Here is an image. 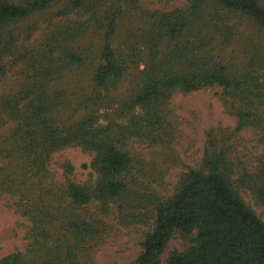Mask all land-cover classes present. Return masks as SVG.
<instances>
[{
    "label": "trees",
    "instance_id": "16d2710c",
    "mask_svg": "<svg viewBox=\"0 0 264 264\" xmlns=\"http://www.w3.org/2000/svg\"><path fill=\"white\" fill-rule=\"evenodd\" d=\"M97 1L100 7L108 4L0 0V60L7 54L28 60L18 87L0 95V197L34 224L28 249L1 258L0 264H60L61 259L62 264H92L86 251L109 231L105 217L112 214L126 226L154 220L138 264H161L175 234L190 245L171 253L166 264H264V220L239 190H248L264 206V37L258 33L264 30V4L186 0L184 8L162 11L141 6V0H126L137 15L124 27L121 6L99 15ZM61 2L60 15L82 9L92 14L71 23L69 38L54 33L40 48L16 53L18 37L11 25ZM95 23L102 31L99 62L91 75V85L99 91L95 99L104 100L101 91L109 96L111 83L134 72L137 88L122 110L140 108L143 113L128 124L97 126L94 118H69L61 124L60 113L71 97L56 83L88 66L87 45L77 48L72 42L81 46ZM117 37L123 41L117 43ZM143 38L148 59L141 69L134 41ZM6 73L0 62V79ZM215 86L224 89L227 109L238 119L234 131H210L200 166L183 173L175 195L165 201L156 197L154 208L141 211L144 198L125 174L135 163L141 169L146 164L130 151V142H172L177 137L169 108L174 93ZM247 128L256 131L263 145L262 158L253 168L235 154L236 135ZM70 146L93 154L89 167L94 180L75 181L69 161L62 163L64 180L56 179L50 169L53 154Z\"/></svg>",
    "mask_w": 264,
    "mask_h": 264
},
{
    "label": "rangeland",
    "instance_id": "374dc122",
    "mask_svg": "<svg viewBox=\"0 0 264 264\" xmlns=\"http://www.w3.org/2000/svg\"><path fill=\"white\" fill-rule=\"evenodd\" d=\"M100 1V0H99ZM108 4L96 7L99 15H104L110 6L122 7L124 11V27L131 26L136 11L126 0H104ZM264 4V0H261ZM141 6L151 10L172 11L187 6L186 0H141ZM64 4L58 3L42 14L31 16L27 21L11 25L17 37L16 53L24 52L25 48H40L41 44L49 39L52 34H59L60 38H69L68 33L73 31L71 23L88 18L92 12L82 9L79 13L60 15ZM106 10L103 12V10ZM76 11V10H75ZM86 20V19H85ZM122 26V25H121ZM30 33V36H29ZM264 37V30L258 32ZM72 38V37H70ZM79 40V39H78ZM122 42L121 37L116 42ZM71 42V41H70ZM102 42L100 23H95L88 31V36L79 44H72L77 48L87 45L89 50L88 66L75 73H70L56 83V87L70 95L71 102L60 113V123L63 120L82 121L94 118L97 126L106 125L111 121L128 124L136 114H142L140 108L131 112L123 111L124 101L135 93L138 84L134 72L121 81L110 84L109 96L106 91L104 100L95 99L99 92L94 91L91 85L93 68L99 62V53ZM140 49L138 64L145 68L148 59L147 42L145 38L134 41ZM82 50V49H81ZM17 55V54H16ZM16 55L7 54L0 62L7 66L6 75L0 79V95L17 88L24 77V68L28 60H20ZM224 89L215 86L190 93L176 92L172 96L169 108L176 121L177 137L165 145H149L147 142L134 140L130 142V151L142 161H145V169H141L137 163L127 171L125 179L134 189L139 191L142 200L141 211L145 207L154 208L155 198L162 200L171 199L177 192V184L183 173L190 168H198L203 160L205 147L208 143L210 131L217 133L220 129L228 132L234 131L238 119L230 113L225 102ZM87 101V102H86ZM236 155L251 168L255 167L263 155V145L259 141V135L253 128H247L236 135ZM93 154L84 151L81 147L70 146L53 154L50 169L56 179L63 181L64 169L62 163L69 161L75 168L72 178L84 183L95 179L94 171L89 167ZM241 196L257 214L264 220V206L248 190L239 189ZM91 211L96 207L90 205ZM110 225L109 231L102 239L91 244L86 251L92 264H138L137 258L144 250L147 235L153 231L154 224L136 223L123 225L115 214L105 217ZM34 224L32 220L22 212L9 206V199L0 197V259L16 251H26L33 240ZM190 245L188 239L175 234L163 254L161 264H166L167 259L174 251H183ZM63 263L61 259L60 264ZM25 264H43V262Z\"/></svg>",
    "mask_w": 264,
    "mask_h": 264
}]
</instances>
